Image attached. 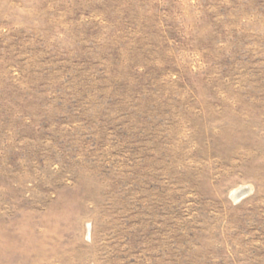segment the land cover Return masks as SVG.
I'll return each instance as SVG.
<instances>
[{
    "label": "rangeland",
    "instance_id": "obj_1",
    "mask_svg": "<svg viewBox=\"0 0 264 264\" xmlns=\"http://www.w3.org/2000/svg\"><path fill=\"white\" fill-rule=\"evenodd\" d=\"M0 264H264V0H0Z\"/></svg>",
    "mask_w": 264,
    "mask_h": 264
},
{
    "label": "bare ground",
    "instance_id": "obj_2",
    "mask_svg": "<svg viewBox=\"0 0 264 264\" xmlns=\"http://www.w3.org/2000/svg\"><path fill=\"white\" fill-rule=\"evenodd\" d=\"M246 192H247V189L246 188L240 189V190H236L235 191V194H236L235 197L238 198L240 196H243Z\"/></svg>",
    "mask_w": 264,
    "mask_h": 264
}]
</instances>
